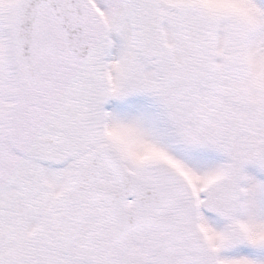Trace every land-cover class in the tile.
Listing matches in <instances>:
<instances>
[{
	"label": "snow or ice",
	"instance_id": "obj_1",
	"mask_svg": "<svg viewBox=\"0 0 264 264\" xmlns=\"http://www.w3.org/2000/svg\"><path fill=\"white\" fill-rule=\"evenodd\" d=\"M0 264H264V0H0Z\"/></svg>",
	"mask_w": 264,
	"mask_h": 264
}]
</instances>
